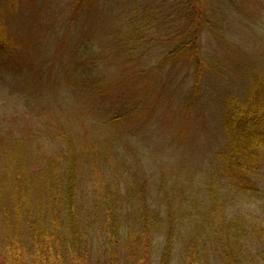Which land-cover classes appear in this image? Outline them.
<instances>
[{
  "label": "rangeland",
  "instance_id": "rangeland-1",
  "mask_svg": "<svg viewBox=\"0 0 264 264\" xmlns=\"http://www.w3.org/2000/svg\"><path fill=\"white\" fill-rule=\"evenodd\" d=\"M72 1L75 0H52L40 21L27 18L31 15L28 4L13 6V15L9 11L8 19L12 21L14 16L25 21L24 25L20 24L26 32L22 39H26L27 44L32 42L36 53L34 60L47 72L58 73L61 65L68 63L69 53L80 57L85 50L92 48L97 54L98 69L103 78L115 81L113 85L118 95L111 103H125L123 110L127 109L132 97L134 99L140 93L142 80L139 74L147 73L142 75L146 76L151 90L144 97L146 106L131 120L133 124L126 133L117 128L111 130L100 125L102 119L93 114L89 104L77 102L79 97L74 98L73 90L62 85L64 82L49 81L44 83L43 89L44 81L30 74L29 80L39 84L35 87L29 81L26 87V74L17 77L12 71L9 74L0 69V138L5 136L6 143L25 148L31 144V139L32 144L42 141L49 123L46 117L57 116L65 123L69 122L67 117H71L70 126L85 134L84 139L90 144L97 141L95 145L103 157L99 161L119 176L105 177L107 180H102L100 189L105 190L103 195L112 196L116 203L121 202L117 205L120 212H130L129 215L140 221L133 222L137 225L133 228L140 231H133L135 236L132 239L146 246L138 257V250L128 246L126 239L132 233L128 231L129 221L125 220L130 218L119 216L123 242L117 256L119 264H226L223 261L227 257L226 247L231 249L228 256L239 258L235 262L242 259L244 263L240 264H261L256 250L237 240L239 229L233 230L230 225L240 217L247 226V236L253 232L264 233V153L262 164L253 176L260 187L257 200L242 197L229 187L226 179L217 178L214 184L212 180L219 165L216 153L226 142L223 108L216 97L230 89L242 96L252 72L264 70V0H207L208 3L203 5L204 12L208 9L212 12L209 16L215 15L216 18L211 26L197 27L191 43L199 45L203 53L214 58L217 56L219 65L201 71L204 81L198 98L206 96V102L197 106L196 112L185 121L178 115L180 91L176 92L174 86L183 79L182 76L191 72L185 68L184 61L171 72L173 65L159 66L170 47L179 41L183 24L158 26L160 29L153 30L150 27L146 40L155 38L154 43H144L141 49L137 44L130 47L117 35L138 32V27H131L130 23L145 0H123L120 4H117L118 0H92L73 28L74 32L81 31L79 37L81 35L84 41H79V46L73 50L70 42L65 46L67 50L65 47L61 49L66 37L73 33L63 28L62 18ZM197 6L195 4L198 13L201 9ZM202 67L204 65L199 66ZM156 74L154 81H150V76ZM192 81L194 78L188 76L189 85ZM54 83L57 86L51 87ZM22 131L27 134L23 145L6 137L10 135L19 139ZM38 136L37 140L35 137ZM57 136L56 131V138L52 134L51 141L45 145L33 144L36 148L30 145L28 149L33 150L30 151L32 154L47 150L49 154H60L63 149L58 148V143L62 142ZM38 147L42 152L37 150ZM115 179L120 184L115 185ZM89 190L93 195L94 191ZM109 204L113 208L115 203ZM106 206L108 204H97L101 210ZM144 212L148 220L139 218ZM151 212L162 221L152 219ZM0 264L4 263L0 261Z\"/></svg>",
  "mask_w": 264,
  "mask_h": 264
},
{
  "label": "trees",
  "instance_id": "trees-1",
  "mask_svg": "<svg viewBox=\"0 0 264 264\" xmlns=\"http://www.w3.org/2000/svg\"><path fill=\"white\" fill-rule=\"evenodd\" d=\"M51 1L0 0V69L9 74L12 71L17 77L26 74L24 84L26 87L29 81L34 83L35 87L39 84L29 80L30 74L39 76L44 81L43 89L44 83L47 84L49 81L64 82L62 85L73 90L74 98L76 95L79 97L77 98L79 104L83 102L89 104L93 114L102 119L100 125L111 130L117 128L126 133L133 124L131 120L139 116L147 104L144 97L151 91L148 87L150 83H147L146 76L142 77L147 73L139 74L142 77L140 93L134 99L132 97L127 109L123 110L121 108L125 103H111L118 95L113 85L115 81L110 82L103 78L98 69L97 54L92 48L86 51L81 47L85 52L80 57L69 53L68 63L63 62L58 73L52 70L45 71V68L34 60L36 53L32 42L28 41L27 44V40L22 39L24 36L22 34L26 32H23L20 24L24 25L25 21L21 20L22 17L17 19L13 16L12 22L8 17L13 6L24 7L26 3L31 10V15L27 18L40 21ZM91 1L75 0L68 4L62 17L63 28L73 33L66 37L61 49L70 42L73 50L79 46V41H84L81 35L79 37L81 31L74 32L73 28L77 25L79 17L86 13ZM122 1L118 0L117 4ZM160 1L145 0L130 23L131 27L134 25L138 27V32H121L117 36L126 45L133 47L137 44V48L141 49L144 43L148 45L155 41V38L146 40L150 27L153 30L158 29V26L164 28L168 24L171 26L183 24L184 29L179 33V41L170 47L165 59L158 65L161 68L173 65L171 72L177 70L176 65L184 61L185 68H189L191 72L188 76L194 78L189 85L188 76H182L183 79L174 86L175 91L181 93L177 99L180 105L178 115L180 114L185 121L189 115L196 112L197 106L206 102V96L198 98L204 81L201 78V71L204 68L209 70L210 67L215 69L219 65V61L212 55L203 53L199 45L192 44L191 41L196 35V28L203 24L206 27L211 26L216 16H209L212 12L208 9L204 12L202 9L207 0H175L174 6L173 0H162V3ZM195 4L201 9L198 13ZM198 17L200 20L196 21ZM200 65L204 67L200 69ZM148 73L152 74L150 71ZM157 76L158 74L154 77L151 75L149 80L154 81ZM55 83L50 86L56 87ZM246 86L242 96L233 89L227 88L228 91L225 93L221 92L220 88V96L216 97L223 108L226 142L216 153L219 165L214 171L216 176L212 183H217V178L226 179L229 187L235 192L246 198H256L260 193V187L258 182H254L253 176L262 164L261 157L264 153V70L252 72ZM61 110L64 112V109ZM62 115L66 118L64 113ZM46 118L49 121L47 129H44L46 132L40 131L45 133V137L33 144L45 145L51 141L52 134L55 137L57 131V137L62 142L58 143V148L63 149L60 154H49L48 150L43 152L44 154H37L35 151V154H32L30 152L32 149H28L30 145L36 148L32 144V139L29 141L31 144L24 148L20 145L12 146L10 142L6 143L5 136L0 138V261L4 264H119L117 256L120 255L118 251L123 243L120 238L119 216L130 218V220L124 218L129 221L128 231L132 232L126 239L128 246H132L135 251L138 250L139 257L144 253L146 246L132 238L135 236L133 231L137 233L140 231L133 228L137 226L133 222L140 221L129 215L130 212L127 214L123 210L120 212L117 205L121 202L116 203L112 196L103 195L105 190L100 189L103 181L107 180L105 177L111 178L117 173L99 161V158L102 160L103 157L95 145L97 141L90 144V141L84 139L85 134L77 132L76 128L70 126L71 117H67L69 121L67 123L64 119L62 122L57 116ZM23 131L19 139L10 135L6 137H9L11 142L23 145L27 135ZM29 135L31 136V132ZM35 138L38 140L39 136ZM37 150L41 151L39 147ZM114 184H120V181L117 180ZM89 188L94 191L93 195L90 194ZM127 201L128 199L122 202ZM109 203H115L114 207L112 208ZM97 204L108 206L101 210ZM151 214L156 222L162 221L155 213ZM145 217L148 220L146 212L139 218L143 220ZM230 226L233 230L240 228L236 239L245 247L250 244L253 250H256V257L260 263L264 264V233L259 235L253 232L247 236L245 231L247 226L240 219L232 221ZM115 246L118 249H115ZM229 253L231 249L226 247L227 257L224 256L226 259H223L226 264L244 263L242 259L235 262V259L239 258L228 257ZM229 261L231 262L228 263Z\"/></svg>",
  "mask_w": 264,
  "mask_h": 264
},
{
  "label": "bare ground",
  "instance_id": "bare-ground-1",
  "mask_svg": "<svg viewBox=\"0 0 264 264\" xmlns=\"http://www.w3.org/2000/svg\"><path fill=\"white\" fill-rule=\"evenodd\" d=\"M39 28V27H38ZM216 61H218V57L216 56ZM240 195H242L241 193H239ZM242 197H244V198H246L244 195H242ZM258 197H259V195H258ZM258 197H256L255 199L257 200L258 199ZM247 198H249V197H247ZM251 198V197H250ZM244 218V217H243ZM238 219H240V217L238 218ZM240 229V228H239ZM245 234V233H244ZM229 257V256H228ZM240 264V263H239Z\"/></svg>",
  "mask_w": 264,
  "mask_h": 264
}]
</instances>
